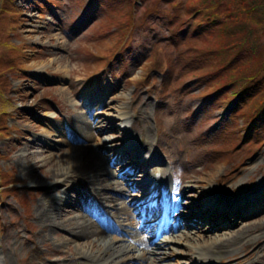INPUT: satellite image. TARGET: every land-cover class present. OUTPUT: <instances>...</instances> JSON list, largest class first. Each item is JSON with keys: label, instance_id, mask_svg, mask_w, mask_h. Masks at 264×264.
I'll use <instances>...</instances> for the list:
<instances>
[{"label": "rangeland", "instance_id": "rangeland-1", "mask_svg": "<svg viewBox=\"0 0 264 264\" xmlns=\"http://www.w3.org/2000/svg\"><path fill=\"white\" fill-rule=\"evenodd\" d=\"M13 1L20 8V17H16L19 19L10 22L12 16L4 10L0 11V93L4 91L6 97L4 102V96H0V109L6 108L5 119L1 118L5 115L0 110V126H4L7 121L18 126V129H8V138L0 136V168L11 171L13 175L8 179L15 183L5 188L6 191L13 192L4 191L5 194L0 197V264H38L44 257L46 264H69L64 255L52 251L58 246L57 234L48 232L44 239L41 238L42 226L33 218L35 203L42 199L45 193L31 180L41 181L40 183L47 181L49 167L45 166L42 170L46 173L45 177L39 172H35L31 177L21 172L18 162L11 161L20 149L19 143L28 140L27 135H39L41 130L52 126L46 118H50L53 124L65 125L71 116L79 112L83 117L92 120V137L97 140L102 136L104 140L97 141V152L104 157L103 162L109 168L118 170L122 163V160H117L118 149L124 146L127 138V132L121 131L120 128L122 121L119 109L126 106L132 132L145 141L146 146L143 147L142 153H151L152 149V154L164 161H152L149 168L158 178L165 175L166 182L168 177L171 180V188L173 183H190L194 186V195L195 191H204L208 187L200 182L210 175L213 176L212 181L219 184L216 187L227 193L228 199L234 202L238 194L251 193L258 187L260 179L264 176V119L254 128L245 125L240 111L247 98L244 97L243 101L241 99L236 103L223 102L225 98L222 96L231 90V85L218 90L216 95L202 96V93L209 91L208 88L215 89L221 84L217 78L226 69L213 75L210 71L214 67L219 69L222 63L210 54L203 55L200 59L190 56L192 64L184 69L185 77H190L189 81L184 79V82L180 76L175 80L180 68L173 73L169 72L172 74L170 79L167 76L169 58L178 46L179 49H185L189 45L184 43L187 39L179 43L177 41L175 45L171 43L169 35L172 29L166 19L174 15H178L176 20L180 16L183 19L189 18L190 13L195 11L196 14L207 17L208 12L204 10V4H207L208 0H181L180 4L176 3L178 0H169L167 3L160 1L155 12L148 16L145 14L146 5L154 0H144L143 5V0L137 3L133 0L132 5L136 4L139 9L131 21L138 27H133L135 31L128 36L126 44L128 49L121 57H115L116 51L113 49V44L119 41L118 33L115 32L119 23H114L115 17L119 20V14L114 13L118 10L111 9L121 6L123 0H51V7L47 6L44 0ZM190 1L199 3L186 15ZM36 2L41 3V6ZM239 2L240 0H231L229 4L222 0L217 14L218 23L215 24L220 26L227 23L232 6L236 12ZM124 3L127 2L124 0ZM253 13L264 25V5ZM125 19L130 18L124 15ZM148 19L156 22H150ZM182 24L183 20L172 23L176 27L175 31L180 30ZM156 37L164 40L158 55L162 59L161 67L166 71L153 70L145 80L147 72L146 69L140 71L141 65H145V58L150 54ZM197 37L204 38L203 35ZM254 39L253 44L259 47L260 59L264 56V26ZM220 41V38H216L215 43ZM7 42L8 46L5 44ZM9 43L15 49L10 48ZM13 43H17V46ZM194 45L204 49L200 41H196ZM218 48H222L221 42ZM12 51L14 52L11 54ZM251 52L252 48L249 46L244 50L246 56L251 55ZM227 61H232V54L227 55L223 62ZM65 65L68 66L67 72L60 70ZM231 65L232 63L226 67ZM191 66L192 72L189 69ZM203 69L205 71L200 72ZM96 72L99 73L96 75ZM259 77L256 85L264 86V69ZM138 78L140 81L137 85L131 82V79ZM4 82L7 85L5 90ZM205 86L207 88H204ZM61 89L67 94H62ZM75 92L79 98L77 95L72 96ZM84 97H90L97 102L104 100L107 104L114 105V109L107 112H111L116 118L98 124L95 117L101 112V106L93 105L94 101H91L86 108L81 109ZM37 106L39 109L49 110L47 113L51 117L46 116V111L40 113L39 109L33 110ZM93 114L94 118L91 119ZM38 124L41 126L37 132L32 133ZM100 127L105 128L102 134L98 131ZM28 131L30 134H27ZM58 147L60 151L56 147L53 148L57 155L67 148L66 145ZM40 164H43V161ZM121 166L129 165L124 163ZM192 192L189 191L188 195L177 200L170 191L173 200L181 203L175 212L176 216L184 213L185 216L192 217L188 224L203 212L202 199L198 196L190 197ZM134 195L128 194V201ZM253 203H242L241 206L247 212L259 210L260 207L259 212L264 210V189L258 200ZM244 211L241 215H245ZM90 218L94 219L92 216ZM201 220L196 222V226H182L176 232L177 238L182 232H190L198 237L194 243L203 241L209 224ZM199 232L202 234L200 237ZM215 232L221 233L219 230ZM185 241L189 244L192 239L190 237ZM194 246L173 245V248L162 251L168 253L175 248L181 249L184 254L168 261L172 264L179 261L190 264L195 253ZM69 247L74 249V243H70ZM251 248L245 246L240 249L238 256L231 262L264 264V244L259 246L248 260L240 261Z\"/></svg>", "mask_w": 264, "mask_h": 264}, {"label": "bare ground", "instance_id": "bare-ground-1", "mask_svg": "<svg viewBox=\"0 0 264 264\" xmlns=\"http://www.w3.org/2000/svg\"><path fill=\"white\" fill-rule=\"evenodd\" d=\"M60 70L67 72L68 66L65 65ZM61 92L67 94L63 89ZM72 96H76V93H72ZM91 101H94L93 105H99L102 109L98 117H95L98 124L116 118L111 112H107L114 109V105L107 104L104 100L97 102L89 97L81 109L86 108ZM119 115L120 118H126V122H130L126 106L119 109ZM91 116L93 119L94 114ZM88 119L79 112L71 116L66 125L53 124L49 118H46L52 126L41 130L39 135H27L28 140L20 142L19 151L12 157L11 161L18 162L21 172L27 176L32 177L35 172H39L45 177L46 173L42 170L45 166L49 167L47 181L40 183L41 181L31 180L45 193V196L35 204V218L42 226L41 238L44 239L48 232L56 233L58 246L52 251L64 255L69 260V264H172L168 260L184 254L183 250L174 249L169 253L144 250L142 254H136L127 244L126 236L128 235L124 233H131L130 229L134 228V224L144 216L158 214L157 210L161 214L160 209L163 208L164 203L159 200L147 203L143 200L140 215L135 211L139 205L135 201L128 202L126 195L139 184H129L125 176L134 174L135 177L132 178L135 180L139 178L138 176L143 177L146 164L134 150L130 151L127 146H124L119 149L117 160L129 158V153H134V158L127 160L131 166L123 168L121 165L124 163H122L118 170L109 168L103 162L104 157L96 149L99 147V142L104 141L103 137L100 136L94 140L92 137L93 121ZM40 126L38 124L32 133L37 132ZM98 131L102 134L105 128L100 127ZM27 134H30V131ZM131 138L130 147L139 144L138 138L135 136ZM59 145H68V147L57 155L53 148L56 147L60 151ZM151 159L156 160L158 157L151 155L149 160ZM41 161L43 164H40ZM136 169H140L141 173H136ZM212 179L213 176L207 175L206 179L200 183L208 187L204 191H195L194 195L192 192L194 186L191 184L175 186L173 188L175 197L188 195L189 191L192 192L189 194L190 197H200L203 212L190 224L187 222L191 221L192 217H187L182 213L177 224L172 225L173 212L180 204L176 207L169 204L163 210L165 212L163 225L175 233L183 225L196 226V222H200V219L208 222L207 236L204 235L206 238L203 236L205 239L201 242L194 243L198 237L190 232H182L178 238L173 237L174 245H195V253L192 255L190 264H234L231 261L238 256L239 250L245 246H251L250 252L245 254L240 261L248 260L255 254V250L264 244V210L259 212L260 207L259 210L248 213L241 205L244 202L258 200L264 189V176L252 193H240L235 197L234 202L228 199L227 193L216 187L219 184H215ZM60 193L63 194L59 195ZM143 197L145 195L136 194L134 200L137 201ZM241 210L245 212L243 218L240 215ZM104 211L114 215L118 223L126 227V229L123 228L125 232H120L110 223L109 225L102 223L98 214L101 212L104 214ZM89 215L96 219H89L87 217ZM229 215L232 217H228ZM228 219L234 221L231 222ZM159 222L160 217L152 223L145 220L142 227L145 230H152L153 226ZM114 230L115 233H110ZM217 230L221 233L217 234L215 232ZM200 235L202 236L201 232H199V237ZM190 237L192 242L186 244L185 240ZM70 243H74V249L69 247ZM44 260H39L38 264H46ZM177 264H184V262L179 261Z\"/></svg>", "mask_w": 264, "mask_h": 264}, {"label": "trees", "instance_id": "trees-1", "mask_svg": "<svg viewBox=\"0 0 264 264\" xmlns=\"http://www.w3.org/2000/svg\"><path fill=\"white\" fill-rule=\"evenodd\" d=\"M161 1L167 3L169 0ZM226 1L229 4L231 3V0ZM157 2L160 1L156 0L154 7H150L149 13L156 9ZM221 2L222 0H208L207 4H204V10L208 12L207 17H204V15L199 13L194 15L191 19H183L180 16L179 19L176 20L175 18L178 15L169 17L168 25H171L170 27L174 28V30L171 32V36H169V38H171V43L175 45L177 41L179 43L187 39L184 43H187L189 47L185 49H179L178 46L176 52L169 58L168 66L170 67V70L172 72H174L177 68H180L179 76L184 79V69L187 65L192 64L193 60L191 58L200 59L203 55L208 56L210 54V56L216 57L217 61L222 63V66L219 67V69L214 67L211 70L212 75L214 73L222 71L223 69H226L222 75L218 76L217 80L221 81V84L215 89L231 85L232 92L229 94V97H242L248 92L253 91L257 81L259 80V76L264 69V56L259 59V47L258 45L253 44L255 40L254 37L258 36L260 29L264 26L263 24H261L263 22H261V20H258L256 14H254L253 12L254 10L259 11V9L264 5V0H240L239 5L236 9L237 13L232 6L230 19L227 23H222L219 26L215 23H218L217 14ZM197 3L199 2L190 1L187 4L186 15L190 11L194 10V7L197 6ZM2 5L4 7V11L12 16L13 20L11 19L10 22L19 19H16V17L20 15L19 9L13 3V0H0V7ZM130 5L129 13L127 14V18L130 19L124 20V18H121L123 19L122 23H120L121 27L125 29H128L127 27H130V25L133 24V22L131 21L133 15H130V12L132 10ZM196 12L197 11L192 13ZM182 20L183 24L181 25V29L175 31L176 27L175 25H172V23L182 22ZM198 35H203L204 38L199 39L197 37ZM216 38L221 39V49L218 48V44H220V42L215 43ZM196 41H200L204 49L194 45ZM160 43L161 45H163L161 41ZM248 46L252 48V52L251 55L246 56L244 50H246ZM216 48H218V50ZM156 54H158V52ZM230 54H232V61H227L224 63L223 61L225 57ZM236 59L239 60L234 63ZM151 62L152 69L160 66V63L157 64L158 60L157 62L151 60ZM231 63V67L227 68L226 66ZM189 69L190 72L193 71L192 66ZM203 71H205V69L201 70L200 72ZM208 89L211 90L210 88ZM245 111H248L249 118H256L257 116H259V114L264 112L263 87L257 91V94L255 96L253 95L251 97L250 103L248 104V107L245 109Z\"/></svg>", "mask_w": 264, "mask_h": 264}]
</instances>
